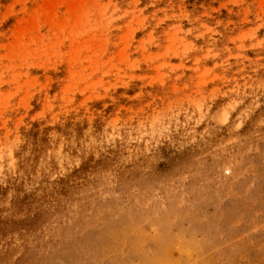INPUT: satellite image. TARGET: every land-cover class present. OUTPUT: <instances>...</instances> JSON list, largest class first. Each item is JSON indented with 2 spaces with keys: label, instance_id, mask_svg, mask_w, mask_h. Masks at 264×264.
I'll return each mask as SVG.
<instances>
[{
  "label": "rangeland",
  "instance_id": "374dc122",
  "mask_svg": "<svg viewBox=\"0 0 264 264\" xmlns=\"http://www.w3.org/2000/svg\"><path fill=\"white\" fill-rule=\"evenodd\" d=\"M0 264H264V0H0Z\"/></svg>",
  "mask_w": 264,
  "mask_h": 264
}]
</instances>
